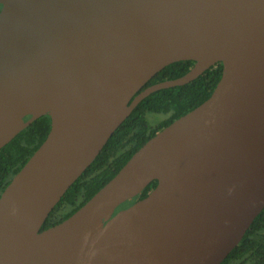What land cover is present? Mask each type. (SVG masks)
<instances>
[{"label":"water","instance_id":"95a60500","mask_svg":"<svg viewBox=\"0 0 264 264\" xmlns=\"http://www.w3.org/2000/svg\"><path fill=\"white\" fill-rule=\"evenodd\" d=\"M216 63L205 101L40 231L138 102ZM44 115L0 195V264H220L264 208V0H0V148Z\"/></svg>","mask_w":264,"mask_h":264},{"label":"trees","instance_id":"16d2710c","mask_svg":"<svg viewBox=\"0 0 264 264\" xmlns=\"http://www.w3.org/2000/svg\"><path fill=\"white\" fill-rule=\"evenodd\" d=\"M193 64L192 60L170 63L154 74L141 90L157 82L180 77ZM221 74L222 64L216 63L190 82L159 89L138 102L90 165L67 188L42 223L40 231L68 218L104 186L156 132L205 101L214 90ZM49 129L50 117L41 116L0 148V195L44 141ZM155 185L156 180L151 181L118 210L144 198ZM220 264H264V208L254 218L238 245Z\"/></svg>","mask_w":264,"mask_h":264}]
</instances>
